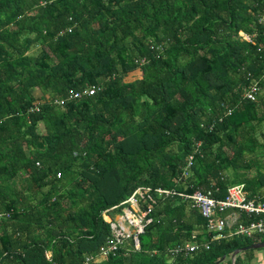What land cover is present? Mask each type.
<instances>
[{"label":"trees","instance_id":"1","mask_svg":"<svg viewBox=\"0 0 264 264\" xmlns=\"http://www.w3.org/2000/svg\"><path fill=\"white\" fill-rule=\"evenodd\" d=\"M263 130L264 0H0V264H232L264 233L172 253L210 238L179 192L254 196ZM138 187L152 204L139 247L98 255L103 212Z\"/></svg>","mask_w":264,"mask_h":264},{"label":"built area","instance_id":"2","mask_svg":"<svg viewBox=\"0 0 264 264\" xmlns=\"http://www.w3.org/2000/svg\"><path fill=\"white\" fill-rule=\"evenodd\" d=\"M245 37L248 38V36ZM258 89L257 82L252 83L246 90L245 96L254 99ZM95 90L96 87L92 86L86 91L91 94ZM80 95L78 92L75 93V96ZM192 158V155L188 156L186 169L191 166ZM149 189V187H138L123 201L125 205L119 214L118 221L110 216L107 218L106 210L103 212L105 219L111 224L113 237L101 246L98 255L107 256L131 238L135 240V246L139 247L138 234L143 231L146 222L150 220L147 218V214L150 212L152 204L148 203L145 209L141 207L142 202L147 200L145 193L147 194ZM156 191L159 194L174 193V191L164 188H156ZM179 194L201 211L205 218L204 228L210 238L206 240L205 237H200L201 230H194L189 240L170 249L172 253L187 254L201 249H208L211 241L228 236H252L264 233V187L252 197L247 196L243 183L229 186L227 194L223 198L215 197L210 188H196L192 192H179ZM241 213L246 215V220H239ZM93 258L94 255L88 256L85 264H88Z\"/></svg>","mask_w":264,"mask_h":264},{"label":"rangeland","instance_id":"3","mask_svg":"<svg viewBox=\"0 0 264 264\" xmlns=\"http://www.w3.org/2000/svg\"><path fill=\"white\" fill-rule=\"evenodd\" d=\"M245 36H247V35H245ZM39 47L40 46L37 45V46L31 48L30 53L36 54L37 51L39 50ZM138 74H139V71H135V72L130 73L126 78L132 79V78L136 77ZM32 92L37 97L42 95V91L39 88H34ZM39 128L42 129L43 126L40 124ZM15 182L17 183V185L21 186L19 178H16ZM119 214H120L119 211H113L111 214L107 213L106 217L109 218V216H110V217H113L115 221H118L119 220ZM124 223L127 224L126 222H124ZM262 239H264V236L262 237ZM242 257H243L244 261H248L249 264H264V247L254 248L253 249V257L250 260L247 259V257H245L244 255Z\"/></svg>","mask_w":264,"mask_h":264},{"label":"water","instance_id":"4","mask_svg":"<svg viewBox=\"0 0 264 264\" xmlns=\"http://www.w3.org/2000/svg\"><path fill=\"white\" fill-rule=\"evenodd\" d=\"M264 247V240H260L254 243L249 244L248 246H244L240 249H236L233 253H232V264H234L235 261V256L238 252L245 250V249H254V248H261Z\"/></svg>","mask_w":264,"mask_h":264}]
</instances>
